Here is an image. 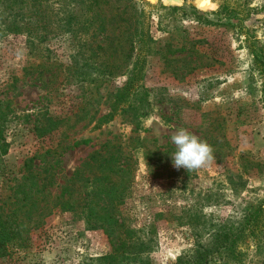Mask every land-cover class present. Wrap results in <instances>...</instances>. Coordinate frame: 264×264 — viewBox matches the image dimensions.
I'll return each instance as SVG.
<instances>
[{
    "label": "rangeland",
    "instance_id": "1",
    "mask_svg": "<svg viewBox=\"0 0 264 264\" xmlns=\"http://www.w3.org/2000/svg\"><path fill=\"white\" fill-rule=\"evenodd\" d=\"M207 1L204 10L197 0H142L156 49L190 42L192 52L168 55L171 61L160 50L150 53L143 91L130 97H143L149 112L130 120L121 107L109 108L125 76L103 77L97 87L91 67L101 58L90 57L64 31L60 15L45 27L29 7L0 0V109L8 143L0 202L14 193L32 157L40 206L53 207L63 185L76 198L73 171L94 150L122 143L127 150L136 147L137 161L126 222L148 233L149 264H173L195 249V241L253 213L264 201V59L260 66L252 56L264 46V0ZM181 128L212 146L206 166H173L171 137ZM258 228V237L242 244L230 264H264V214ZM111 249L103 231L54 208L31 231L30 246L1 257L0 264H87Z\"/></svg>",
    "mask_w": 264,
    "mask_h": 264
},
{
    "label": "trees",
    "instance_id": "2",
    "mask_svg": "<svg viewBox=\"0 0 264 264\" xmlns=\"http://www.w3.org/2000/svg\"><path fill=\"white\" fill-rule=\"evenodd\" d=\"M161 1L181 3V0ZM17 2L19 6L23 4L39 15V22L45 27L47 23L51 26L55 16L60 15L64 31L71 32L73 38L81 41L91 52L90 57L101 58L97 67H91L97 72L93 79L98 82L97 87L102 84L103 77L125 76L126 79L113 95L109 108L115 112L121 107L122 112H129L130 120H135L138 112V117H145L149 112L143 97L140 96L139 100L130 97L143 91L145 67L150 53H158L160 50L163 58L171 61L167 58L168 55L192 52L190 42L182 43L180 47L167 42L164 48L156 49L157 41L149 33L151 13L140 8L142 0H13V5L17 6ZM196 5L204 10L209 7L207 0H197ZM171 9L175 11V7ZM252 56L255 63L263 66L264 46L253 50ZM262 71L264 72V68ZM262 94L264 95V84ZM54 128L56 127L44 129L45 133H51ZM6 129V117L0 109V166L1 158L8 151ZM77 144L75 142L72 146ZM69 147L70 145L63 146L62 150ZM133 148L124 149L122 143H119L103 145L94 150L73 171L69 179L72 183L70 186H76L78 190L77 197L71 199L72 192L63 185L53 207L40 206L35 196L41 192L42 187L37 184L36 175L32 171V161L36 157L30 158L25 163V175L17 183L14 193L0 202V258L15 250L27 249L30 246L31 231L40 227L44 217L56 208L59 212L69 211L80 216L87 229L101 230L110 239L111 251L107 255L91 259L87 264H149L147 254L150 245L143 241H147L148 233L129 227L124 211L137 163ZM156 151L155 149L151 154ZM47 153L45 151L41 157ZM64 196L68 198L64 199ZM263 203L264 201L260 202L253 213L238 225L219 227L211 238L208 235L202 242L195 241V249L179 256L173 264H230L239 256L242 244L258 237L256 231L260 230L258 227L264 214Z\"/></svg>",
    "mask_w": 264,
    "mask_h": 264
},
{
    "label": "clouds",
    "instance_id": "3",
    "mask_svg": "<svg viewBox=\"0 0 264 264\" xmlns=\"http://www.w3.org/2000/svg\"><path fill=\"white\" fill-rule=\"evenodd\" d=\"M171 140L176 147L171 158L177 170L181 168L187 171L200 169L213 160L212 146L187 129H179Z\"/></svg>",
    "mask_w": 264,
    "mask_h": 264
},
{
    "label": "water",
    "instance_id": "4",
    "mask_svg": "<svg viewBox=\"0 0 264 264\" xmlns=\"http://www.w3.org/2000/svg\"><path fill=\"white\" fill-rule=\"evenodd\" d=\"M167 1H168V2H171V1H176V2H177L178 0H167Z\"/></svg>",
    "mask_w": 264,
    "mask_h": 264
}]
</instances>
